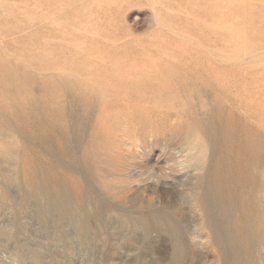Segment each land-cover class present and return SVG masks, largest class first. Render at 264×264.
Listing matches in <instances>:
<instances>
[{"label":"rangeland","instance_id":"374dc122","mask_svg":"<svg viewBox=\"0 0 264 264\" xmlns=\"http://www.w3.org/2000/svg\"><path fill=\"white\" fill-rule=\"evenodd\" d=\"M237 136L264 151V0H0V264H228L199 198ZM26 159L98 201L33 192ZM129 161L177 175L143 179ZM260 163L246 188L264 210ZM155 213L180 254L169 226L140 219ZM249 226L237 261L264 264V223Z\"/></svg>","mask_w":264,"mask_h":264},{"label":"bare ground","instance_id":"6f19581e","mask_svg":"<svg viewBox=\"0 0 264 264\" xmlns=\"http://www.w3.org/2000/svg\"><path fill=\"white\" fill-rule=\"evenodd\" d=\"M66 83L71 88V95H74V97H81V101L86 105L90 104L87 98L84 96H78L82 94L80 87L76 88V84L70 80H67ZM1 123L7 126L4 119H1ZM23 133H25L24 136H26L27 139H33V143L35 144L40 143L43 145L47 139L45 135L38 134L34 131L26 130L25 132L23 130ZM63 136L64 138L67 137L66 130L63 131ZM189 145L191 144L188 143L185 146ZM47 150L50 153L48 147ZM231 152H237V154L231 156ZM68 154L70 155L68 165L73 168L76 163L73 150L68 149ZM263 154L264 151L254 154L245 138L243 136H237L233 138L229 142L227 148L220 153L216 165H213V167L210 166L207 173L201 178L202 185L200 187H202L204 191L199 198V203L202 210L205 212L207 223L216 230L218 242L225 248H229V250L233 251L235 254V256L229 260L228 264H240L236 258L238 251L233 249L234 247L238 248V243L240 242V240H238L239 234H243L241 238H244L245 234H249L256 229L249 226V223L253 221H261L264 223V210L261 208L262 205L260 204L257 206L254 198L251 200L253 193L246 188V185L259 179L260 172L258 163L264 161ZM52 158L58 160V157H56L55 154L52 155ZM233 158L237 159L231 161ZM28 160L29 159H26V161ZM221 162L225 163V167L219 164ZM195 163L198 168H203L199 158H196ZM26 165L29 178L27 182L31 190L35 193H45L51 201L59 202L63 209L68 207L67 199L69 198H72L77 204V207L81 210H84L89 203H96L98 201L97 197H94L92 193L90 194L85 186L79 184L77 187L72 188L63 177H58L51 172L48 169V166L43 167L44 170L41 171L40 177H35V173L37 172L35 171L34 166L30 164V161H28ZM123 167L127 169L129 173L133 168L138 167L142 178L148 180H155V178L160 179L161 177L170 178L177 175L176 170L170 166H161L159 167V170L156 171V166L143 167L137 165L135 162L129 161L126 162ZM255 197L258 196L256 195ZM228 215L234 216L233 219L235 221V226L230 229H228V226L225 224ZM149 217H153L156 220L154 224L162 227V229H165L166 225L169 226V229L167 230L172 233L177 245V253L180 254L182 251V245L180 242L181 231L177 229L174 219L166 216L164 213H155L152 214V216L141 215L140 219L150 222ZM242 229L243 231H241ZM233 242L236 243V246H234ZM239 254L242 255L243 253Z\"/></svg>","mask_w":264,"mask_h":264}]
</instances>
